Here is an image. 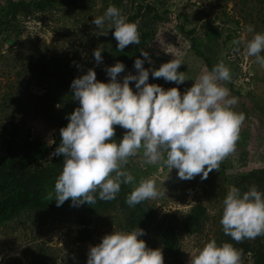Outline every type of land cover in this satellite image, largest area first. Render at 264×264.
Here are the masks:
<instances>
[{"label":"rangeland","instance_id":"obj_1","mask_svg":"<svg viewBox=\"0 0 264 264\" xmlns=\"http://www.w3.org/2000/svg\"><path fill=\"white\" fill-rule=\"evenodd\" d=\"M141 1L153 2L159 14L153 18L144 9L141 12L153 31L145 45L151 58V63L146 59L148 65L156 69L179 58L183 64L178 71L186 77L177 85L149 75L148 83L159 84L165 90L177 87L183 93L202 72L211 70L218 62L223 61L230 69L231 79L220 83L236 99L233 110L244 116L234 151L205 179L197 175L183 180L177 176V169L169 171L163 161L145 163L141 149L125 165L134 181L122 183L116 198L93 215L88 239H77L81 225L75 209L56 214L27 207L0 224V264H86L89 247L98 244L105 234L130 231L126 197L129 189L145 178H153L162 193L145 200L157 217L173 214L182 218L196 204L205 207L200 229L179 235L182 264H190L191 257L210 239L217 244L227 241L242 249V264H254L255 252L264 249V235L236 242L224 234L220 223L222 202L231 186L243 192L255 185L264 192V66L245 51L246 42L253 35L246 26L252 25L254 32H264V0ZM5 2L0 0V176L6 173L1 164L6 139L20 142L30 135L50 147L58 118L69 116L79 106L72 96L71 81L91 68L97 80L107 82L105 69L117 62L110 48L115 39L113 30L107 24L100 29L91 22L110 5L107 0H51L43 10H33L15 19L5 15ZM102 30L108 34L99 35ZM193 39L202 56L192 47ZM96 48L102 49L100 63L93 57ZM137 71L125 67L117 79L122 81L124 76ZM134 83L129 82L133 91ZM12 122L17 125L13 137ZM114 127L115 132L120 128ZM53 151L49 148L41 162L54 170L47 191L55 198L54 183L61 170L52 166L54 156L49 158V154ZM140 238L147 240L144 235Z\"/></svg>","mask_w":264,"mask_h":264},{"label":"clouds","instance_id":"obj_2","mask_svg":"<svg viewBox=\"0 0 264 264\" xmlns=\"http://www.w3.org/2000/svg\"><path fill=\"white\" fill-rule=\"evenodd\" d=\"M91 22L100 29L107 24L120 51L140 42L139 22L128 21L115 5L110 4ZM246 30L253 32L246 42V55L264 66V32H254L252 25ZM107 34L103 30L99 33ZM101 52L93 50L97 63L103 60ZM140 54L144 59L137 57L133 62L137 73L127 74L122 81L117 79L125 68L120 61L106 67L107 82L97 80L91 68L71 81L72 96L79 106L59 130L60 142L49 154V158L63 157L62 170L54 183L55 198L48 194L57 206L69 199L73 206L115 199L122 183L134 181L125 165L141 149L145 163L163 161L169 171L177 169V176L183 180L197 175L205 179L234 151L244 116L233 110L236 99L220 83L231 79L224 62L202 72L181 93L177 87L165 90L159 84L148 83L149 70L143 64L145 59L151 63V58L145 50ZM181 64V59L172 58L153 69L151 75L179 85L186 80L184 72L178 71ZM130 81L135 82V91ZM115 125L127 130L118 141L114 138ZM160 195L156 181L145 178L125 202L131 207ZM222 204L220 223L225 235L236 242L264 235V192L255 185L243 192L231 186ZM144 234V229L137 226L105 234L98 244L89 247L86 264H164L161 248L147 247L140 238ZM241 257L242 249L232 243L217 244L210 239L191 257L190 264H242Z\"/></svg>","mask_w":264,"mask_h":264},{"label":"trees","instance_id":"obj_3","mask_svg":"<svg viewBox=\"0 0 264 264\" xmlns=\"http://www.w3.org/2000/svg\"><path fill=\"white\" fill-rule=\"evenodd\" d=\"M51 0H6L3 5L5 15L15 19L18 16H26L33 10H43ZM111 5L125 10L128 21H138L140 42L129 44L123 51L116 49L117 41L114 39L110 46L111 52L117 61L122 62L125 67L134 68L133 62L141 57L140 51L145 50L147 40L152 34L149 29V21L142 9L151 13V17L158 18L155 5L151 1L141 0H107ZM129 10V11H128ZM192 47L198 55L202 52L192 40ZM143 67L149 70V75L154 69L148 65L146 59ZM68 123V116L58 118L57 132L53 137L50 147L45 141L32 138L27 135L20 142L15 139H6L4 143L5 152L2 158V166L6 172L0 176V224L18 215L27 207H39L51 210L56 214L64 213L70 209L76 210L78 223L81 225L77 231V239L83 241L91 235L89 222L93 215L107 207L110 200L97 199L96 203H87L73 206L71 200H65L62 205L57 206L55 200L50 201L47 189L51 186L54 177V170L49 165L43 164L41 160L49 148L54 150L60 142V129ZM17 130L16 123H11L10 134L13 137ZM127 130L120 127L115 132L117 141L122 138ZM52 166H57L56 171L62 170L63 157L54 156ZM133 188L129 189L128 194ZM127 194V195H128ZM52 199H54L52 197ZM127 215V228L140 227L144 229L146 246L150 248H161L164 264H182L179 259V235L181 232H197L201 227V221L205 215V207L196 204L182 217L178 218L173 214L157 217L147 202L144 200L134 206H129ZM254 264H264V249L259 248L255 252Z\"/></svg>","mask_w":264,"mask_h":264}]
</instances>
